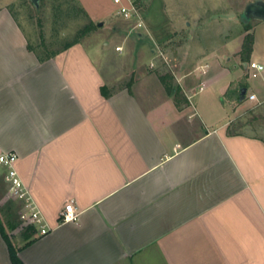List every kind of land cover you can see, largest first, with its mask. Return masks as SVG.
<instances>
[{
  "label": "crops",
  "instance_id": "1",
  "mask_svg": "<svg viewBox=\"0 0 264 264\" xmlns=\"http://www.w3.org/2000/svg\"><path fill=\"white\" fill-rule=\"evenodd\" d=\"M154 3L140 7L141 28L120 15L110 20L113 39H82L46 60L0 8V154H17L50 227L41 234L22 222L1 167L0 221L25 264H264V137L231 130L264 106V68L254 76L249 66H264V20L253 23L246 59L247 31L191 37L198 70L177 72L176 100L147 63L189 13L173 11L172 22L166 3ZM234 3L226 8L239 13L242 0ZM184 21L185 30L208 29ZM127 78L130 87L117 86ZM71 200L79 216L62 221ZM0 264H13L1 230Z\"/></svg>",
  "mask_w": 264,
  "mask_h": 264
},
{
  "label": "rangeland",
  "instance_id": "2",
  "mask_svg": "<svg viewBox=\"0 0 264 264\" xmlns=\"http://www.w3.org/2000/svg\"><path fill=\"white\" fill-rule=\"evenodd\" d=\"M133 1L139 7H144L149 2V0ZM232 1L235 2L234 5H238L239 0ZM37 2L38 5H35L33 0H0V8L7 7L11 10L21 25L28 42L37 49L42 40H45L52 50L60 48L64 41L73 38L82 26L91 21L96 26L83 40L88 39L86 41H89L100 34L113 39L114 35L111 32H113L112 27L116 23L111 24L110 20L120 17L116 12L117 5L113 0H37ZM154 2L155 7H157L156 4L164 7V3H166L170 9L169 15L172 22L173 11L189 13L183 14L181 29L176 32L174 39L172 36L170 40L158 45L154 56L147 63L150 70L169 75L175 86L180 85L176 78L177 72L191 71V73H195L198 70L193 59L195 51L199 48L195 45L196 40L191 42V37L199 40L202 37L203 39L209 38L213 42L223 39L225 36H235L243 30L246 31V26L250 27L248 30L250 32L255 21V18L246 19L242 14L246 0H242L239 13L229 12V7L226 8L228 0H205L206 5H209L204 9L205 12L201 9L202 0H154ZM73 4L83 7L88 14L85 15L84 12L72 8ZM107 16L109 19L105 27L102 30L99 29V22H103L102 20ZM185 19L192 26L206 23L208 29L185 30ZM134 24L135 21H132L124 26L132 28ZM131 81V78H127L119 82L117 86H127ZM183 91V88L180 87L179 96L183 95ZM227 97L223 95L221 98L224 101L227 114L231 115L233 110ZM231 126V130L246 131L264 137V106L244 111L242 115L232 121Z\"/></svg>",
  "mask_w": 264,
  "mask_h": 264
},
{
  "label": "built area",
  "instance_id": "3",
  "mask_svg": "<svg viewBox=\"0 0 264 264\" xmlns=\"http://www.w3.org/2000/svg\"><path fill=\"white\" fill-rule=\"evenodd\" d=\"M117 5V13L126 19H134L135 28L144 26V21L140 12V7L133 0H113ZM116 50H122V46L117 45ZM249 66L254 69L253 75H257V71L264 68L263 65L256 62H250ZM257 70V71H256ZM203 86H200L202 89ZM17 154L15 152H3L0 154V168L6 169V179L9 183L10 193L22 201V209L20 211V219L25 225H33L40 228L41 234L49 232L50 227L45 222V218L31 196L25 183L20 177L16 168ZM79 211L76 210L73 201L66 203L64 210L61 212L62 221L76 220Z\"/></svg>",
  "mask_w": 264,
  "mask_h": 264
},
{
  "label": "trees",
  "instance_id": "4",
  "mask_svg": "<svg viewBox=\"0 0 264 264\" xmlns=\"http://www.w3.org/2000/svg\"><path fill=\"white\" fill-rule=\"evenodd\" d=\"M72 8H74L76 10L78 9V10L84 12L85 15L88 14L87 11L83 7H77L75 4H73ZM95 26H96V24H94L93 21L85 24L75 33L73 38L64 41L63 45L58 49H54V50L50 49L49 44L45 40H42L38 49L33 47L29 42H28V47L38 55L40 60H46V59H49V58L55 56L56 54L60 53L61 51L68 49L69 47H71L75 43L80 42L83 38L88 36L94 30ZM249 29H250L249 26L245 27V30L247 31V33L245 34L242 49H241V55L245 59L249 57V55L252 51V48H253V43H254V35L251 31L248 32ZM160 77H161L163 83L165 84L167 91L170 94L174 95L175 99L177 100V97L179 96V93H180V86H175L173 84V82L170 80L171 78L167 74H162ZM128 86L130 87V83L128 84ZM101 92L104 96H109L111 94L112 90L109 86L102 85L101 86ZM30 228L32 230H35V227H33V226H30ZM0 230H1L2 235L8 244L13 264H25L20 259L19 255H18L17 248L13 244L10 236L4 231V228H3L1 221H0Z\"/></svg>",
  "mask_w": 264,
  "mask_h": 264
},
{
  "label": "water",
  "instance_id": "5",
  "mask_svg": "<svg viewBox=\"0 0 264 264\" xmlns=\"http://www.w3.org/2000/svg\"><path fill=\"white\" fill-rule=\"evenodd\" d=\"M35 5H38L37 0H33ZM246 19L255 18L264 20V0H250L246 3L243 13ZM99 22V25H102ZM247 93V88L243 87L240 91L241 98H244Z\"/></svg>",
  "mask_w": 264,
  "mask_h": 264
}]
</instances>
